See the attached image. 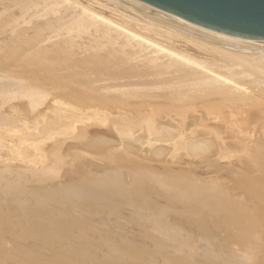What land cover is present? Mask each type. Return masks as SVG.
<instances>
[{
    "label": "bare ground",
    "instance_id": "bare-ground-1",
    "mask_svg": "<svg viewBox=\"0 0 264 264\" xmlns=\"http://www.w3.org/2000/svg\"><path fill=\"white\" fill-rule=\"evenodd\" d=\"M126 27L177 53L135 60L127 38L152 42ZM258 262L264 41L132 0H0V264Z\"/></svg>",
    "mask_w": 264,
    "mask_h": 264
},
{
    "label": "water",
    "instance_id": "water-1",
    "mask_svg": "<svg viewBox=\"0 0 264 264\" xmlns=\"http://www.w3.org/2000/svg\"><path fill=\"white\" fill-rule=\"evenodd\" d=\"M234 38L264 41V0H132Z\"/></svg>",
    "mask_w": 264,
    "mask_h": 264
},
{
    "label": "rangeland",
    "instance_id": "rangeland-1",
    "mask_svg": "<svg viewBox=\"0 0 264 264\" xmlns=\"http://www.w3.org/2000/svg\"><path fill=\"white\" fill-rule=\"evenodd\" d=\"M100 12H103V11H100ZM73 15L75 16V14H73ZM106 16H108V14H106ZM115 21L117 22V24L122 23L116 19H115ZM116 22H114V23H116ZM126 28H128L132 33H135L136 35L149 40L150 42H152V44L155 45V46H153L151 43L146 44V43H142V42L140 44H138L134 40L127 38L128 48L131 49V53L132 52L134 53V56L136 57L135 60H142L143 58L148 56V57L156 58L157 61H165L168 58V56L165 54V52L160 51L163 49L167 50V51L169 50L170 52H173V53L174 52L177 53L172 47H170L168 44H166L165 42H163L159 38H150L144 32L137 30V28H130V27H126ZM91 34H92L91 32L90 33H84V34H81L80 36L76 37V39H77V41H80V42H87L91 38L90 37ZM123 38H125V36H120L118 38V43L120 40H123ZM227 139L228 140L230 139V140L227 142L226 141ZM225 141L227 143L231 142V138L229 137V135L225 136ZM5 153H6V151H4L2 154H5ZM257 264H261V262H258Z\"/></svg>",
    "mask_w": 264,
    "mask_h": 264
}]
</instances>
